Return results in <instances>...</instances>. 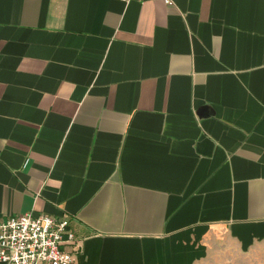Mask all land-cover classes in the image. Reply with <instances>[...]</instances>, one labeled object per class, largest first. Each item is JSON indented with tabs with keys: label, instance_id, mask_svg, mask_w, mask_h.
Here are the masks:
<instances>
[{
	"label": "crops",
	"instance_id": "1",
	"mask_svg": "<svg viewBox=\"0 0 264 264\" xmlns=\"http://www.w3.org/2000/svg\"><path fill=\"white\" fill-rule=\"evenodd\" d=\"M171 1L0 0V223L74 264L264 246V0Z\"/></svg>",
	"mask_w": 264,
	"mask_h": 264
},
{
	"label": "built area",
	"instance_id": "2",
	"mask_svg": "<svg viewBox=\"0 0 264 264\" xmlns=\"http://www.w3.org/2000/svg\"><path fill=\"white\" fill-rule=\"evenodd\" d=\"M129 2L130 0H122ZM172 5L171 0H162ZM66 216L27 213L0 223V264H74L64 249L75 240Z\"/></svg>",
	"mask_w": 264,
	"mask_h": 264
},
{
	"label": "rangeland",
	"instance_id": "3",
	"mask_svg": "<svg viewBox=\"0 0 264 264\" xmlns=\"http://www.w3.org/2000/svg\"><path fill=\"white\" fill-rule=\"evenodd\" d=\"M196 264H264V246L241 252L232 245L221 244Z\"/></svg>",
	"mask_w": 264,
	"mask_h": 264
}]
</instances>
